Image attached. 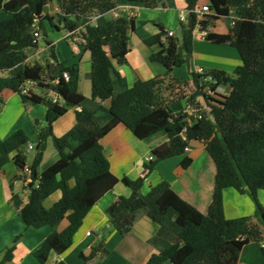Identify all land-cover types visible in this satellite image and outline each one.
Segmentation results:
<instances>
[{
  "label": "trees",
  "instance_id": "1",
  "mask_svg": "<svg viewBox=\"0 0 264 264\" xmlns=\"http://www.w3.org/2000/svg\"><path fill=\"white\" fill-rule=\"evenodd\" d=\"M53 0H0V11L9 15L0 20V37L10 41L0 50V71H8L13 79L12 88L23 93L28 81L55 91L62 99L54 100L48 94H32L31 100L47 106V125L39 134V149L30 166L32 180L26 185L28 202L13 192L11 203L28 227L51 225L55 230L34 252L42 263L52 251L73 244L75 234L92 207L118 184L131 189L130 195H120L108 207L110 223L122 235L134 227L140 212L166 232L169 244L153 254L146 264H239L244 248L242 237L264 243V206L258 199L264 190V0H209L211 13L201 22L206 30L212 19L224 16L233 19L229 36L234 40L241 62L232 72L219 68L191 70L189 76L173 75L177 67L187 63L194 53L193 29L197 18L192 12L199 0H185L188 21L180 23L181 36L156 33L143 41L148 47L159 46L151 53L152 61L166 67L163 74L149 79H138L120 94L114 93L112 70L115 63H127L129 41L136 31L135 20L126 16L110 18L119 0H56L60 6L59 22L48 17L58 28L79 30L83 48L91 53L92 97L101 110L110 114V120L100 125L96 111L82 107L85 96L79 91L78 64L65 65L52 49L53 62H27L26 50L39 46L35 28L47 37L44 10ZM156 7L159 0H128ZM98 15L92 23L91 17ZM38 19L40 23H37ZM85 28V30L83 29ZM46 41H49L46 39ZM70 77L66 79L64 73ZM229 89L226 95L213 97L209 90L216 85ZM6 84L0 81V103L4 101ZM110 100L109 108L104 101ZM185 100L198 107L205 101L211 110H201L202 117L176 113L174 105ZM70 108H75L76 124L65 134L56 136L52 126ZM123 124L136 137L145 139L159 131H167L169 141L151 152L141 176L119 178L111 170L102 139L116 126ZM59 151L60 158L43 172V159L48 137ZM199 141L216 165L215 190L207 213L184 199L163 179L142 188L146 179L163 159L185 154L191 141ZM29 137L22 129L15 131L3 142L5 153L0 156V172L11 162L10 155L22 153ZM194 159L186 155L182 168H188ZM234 188L247 191L257 202L254 215L228 218L223 205V192ZM56 191L60 199L51 207L45 200ZM67 218L69 224L61 231L56 228ZM14 246L8 248L3 261L13 257ZM264 253V246H262ZM108 253L104 238L94 245L88 255H82L84 264ZM58 264H67L59 261Z\"/></svg>",
  "mask_w": 264,
  "mask_h": 264
},
{
  "label": "crops",
  "instance_id": "2",
  "mask_svg": "<svg viewBox=\"0 0 264 264\" xmlns=\"http://www.w3.org/2000/svg\"><path fill=\"white\" fill-rule=\"evenodd\" d=\"M205 4H209V0H199L198 5ZM59 13L60 6L56 0L46 6L43 23L49 41H46L45 45L41 43L43 32L40 31L39 46L26 50L27 62L31 65L35 62H53L51 51L54 49L60 62L65 65L78 64L80 68L79 91L85 96L82 107L96 111L98 123L104 125L110 120V114L106 110H101V103L92 97L91 53L83 48V42L74 47L73 37L71 39L66 37V28H58L51 24L48 17H53L57 24ZM185 14H187L185 0H159V5L156 7H147L140 2L119 0V5L108 14V17L133 18L136 31L132 32L130 36L127 63H115L112 70L116 95L132 87L138 79L146 80L165 73L166 67L162 63L150 59L151 53L158 50L159 46L155 45L150 48L143 40L159 32L168 34L169 31H173L174 35H177L182 15ZM8 17V14L0 11V20ZM232 24V18L231 22L212 19L206 29V37L211 31L210 29L213 28L214 34L225 37L227 44H224V47L221 46L219 51H215L217 46L212 45L213 42H195L193 57L187 63L177 67L173 75L176 77L189 76L191 70H196L199 67L219 68L232 72L239 65L238 55L227 38ZM83 29L85 30V28ZM79 33L80 31H77V34ZM166 36L163 37V40H166ZM206 37L198 38L199 41H202L200 39ZM9 43V40L0 37V50L7 47ZM210 50L220 56L225 55L232 58L214 60L213 58L202 59L200 57L202 52L209 53ZM0 81L6 84L3 91L4 101L0 103V156L5 153L4 140L15 131L22 129L29 137L28 143L22 148V153H12L10 155L11 162L4 171L0 172V262L3 261L8 248L14 246V255L5 264H58L59 261H64L67 264H84L82 255H88L92 247L98 244L102 238H104L108 253L88 260L85 264H146L153 254L163 250L169 244L170 238L144 211L139 213L133 229L126 235H122L110 223L108 207L118 196L131 194V189L120 183L88 212L76 232L71 246L58 247L52 251L45 263L35 257L34 252L55 228L48 224L38 229L28 227L11 203V197L13 192H17L22 196L24 203L28 202L26 185L32 180L29 168L39 149V134L47 125V106L32 101L31 95L34 93L48 94L54 100L62 101V99L55 91L43 88L33 81L26 82L24 86L29 89V93L16 92L12 88L13 79L8 71H0ZM110 103V100H107L103 102V105L105 108H109ZM184 103L185 106L183 104L178 107L174 105L176 113L188 107L187 101L184 100ZM75 110V108H70L67 113L54 122L52 126L54 135L61 136L76 124ZM167 141H169V135L165 130L156 132L145 139H139L123 124L116 126L102 139L105 154L110 161L113 173L119 178L128 176L131 179H136L143 174L145 163L149 161L152 150ZM30 145L33 148H30ZM186 155L191 156L194 161L188 168H182L181 161ZM206 155L209 153L203 143L191 141L185 154L169 157L157 163L153 172L146 179L142 191L147 192L151 185L165 179L170 182L179 195L194 204L200 211L207 213L215 190L216 165L212 157L209 155L211 158L209 160ZM200 156L205 160L200 161L199 166L196 167L195 164L199 162ZM59 158V151L50 136L46 140L39 172L46 170ZM60 196V191H56L45 200V206L51 207L60 199ZM258 199L264 206V190L259 191ZM223 205L228 218L254 215L257 211L253 197L247 191L239 192L234 188L224 190ZM68 224L69 220L65 218L56 230L61 231ZM241 240L244 243V248L239 264H264L262 250L264 243L250 241L246 237H242ZM162 264L174 263L167 260Z\"/></svg>",
  "mask_w": 264,
  "mask_h": 264
},
{
  "label": "built area",
  "instance_id": "3",
  "mask_svg": "<svg viewBox=\"0 0 264 264\" xmlns=\"http://www.w3.org/2000/svg\"><path fill=\"white\" fill-rule=\"evenodd\" d=\"M192 12L195 14V16L197 18V24H196L195 28L193 29V34L195 35V37H206V30L201 29V22H202V20H204L206 18V16L208 14L211 13L209 4L197 5V6L194 7ZM189 13L190 12L187 11V14L182 15V19L181 20L184 21V22H187ZM98 17H99L98 15H94L93 17H91L92 23H95L97 21ZM37 28L38 27H36L35 31H34L35 37H39L40 36V32L37 30ZM77 31H79V30H68L67 29V34H66V37L69 38V39H71L73 37L72 41H73L74 47H77L79 43L84 41V38H83L82 34L81 33L77 34ZM167 36H174V32L173 31H169ZM196 71L203 72V68L199 67V68L196 69ZM64 77L66 79H69V77H70L69 73L65 72L64 73ZM23 93L24 94L29 93V89L24 87L23 88ZM228 93H229V89L226 86L221 85V84L216 85L214 88H211L209 90V94L211 96H213V97H216L218 95H226ZM203 109H206V110L210 111L211 107L205 101H202L198 107H194V106L188 104V107L186 109H183V112L184 113H188L190 116L193 115L196 119H199V118L202 117L201 110H203ZM30 148H33V146L30 145ZM151 158H152V155L149 157V160ZM88 234H90V232H88Z\"/></svg>",
  "mask_w": 264,
  "mask_h": 264
},
{
  "label": "rangeland",
  "instance_id": "4",
  "mask_svg": "<svg viewBox=\"0 0 264 264\" xmlns=\"http://www.w3.org/2000/svg\"><path fill=\"white\" fill-rule=\"evenodd\" d=\"M221 20H227L228 22H231V17H228V16H224V17H222V18H220ZM211 31L209 32V34H208V36L205 38V39H200V40H202V41H199V38L198 37H195V42H204V43H210V42H213L212 43V45H216L217 46V49L215 50V51H219L220 50V47L222 46V47H224V44H227L226 43V38L225 37H222L221 35H215L214 34V29L212 28V29H210ZM178 33H177V36H181V30H180V27H179V29H178V31H177ZM198 38V39H197ZM228 38V40L230 41V43H231V47L235 50V52H236V54L238 55V61H239V64H240V62H241V58H240V55H239V52H238V50H237V48H236V46H235V43H234V40L232 39V37H227ZM46 39H47V37H45L44 35H43V37L41 38V43L43 44V45H45L46 44ZM209 41V42H208ZM194 42V43H195ZM215 43V44H214ZM196 44V43H195ZM227 46V45H226ZM200 57L202 58V59H208V58H213L214 60H217V59H220V60H226V59H231L232 57H226L225 55H223V56H220L219 54H215L214 53V51H212V50H210V52L208 53V52H202L201 54H200ZM199 63V62H198ZM199 65H201V63H199ZM180 104H183V106H185V103H184V100H182V101H178V102H176L175 103V106L176 107H178ZM174 106V107H175ZM207 154V153H206ZM207 156V158L209 159V160H211V158H210V156L209 155H206ZM203 160H205V159H203V157H199V162H197L195 165H196V167L197 166H199V164H200V161H203ZM148 187V186H147ZM149 189V188H148ZM251 195V194H250ZM253 200H254V202H255V205H256V207H257V202L255 201V199L253 198ZM261 203V202H260Z\"/></svg>",
  "mask_w": 264,
  "mask_h": 264
},
{
  "label": "water",
  "instance_id": "5",
  "mask_svg": "<svg viewBox=\"0 0 264 264\" xmlns=\"http://www.w3.org/2000/svg\"><path fill=\"white\" fill-rule=\"evenodd\" d=\"M37 23H39V20L37 21Z\"/></svg>",
  "mask_w": 264,
  "mask_h": 264
}]
</instances>
